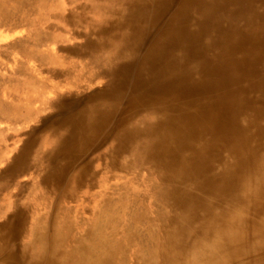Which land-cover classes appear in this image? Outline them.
Segmentation results:
<instances>
[{"label":"bare ground","instance_id":"bare-ground-1","mask_svg":"<svg viewBox=\"0 0 264 264\" xmlns=\"http://www.w3.org/2000/svg\"><path fill=\"white\" fill-rule=\"evenodd\" d=\"M64 2L0 0V264H264V0Z\"/></svg>","mask_w":264,"mask_h":264},{"label":"rangeland","instance_id":"rangeland-1","mask_svg":"<svg viewBox=\"0 0 264 264\" xmlns=\"http://www.w3.org/2000/svg\"><path fill=\"white\" fill-rule=\"evenodd\" d=\"M60 4H61L62 6H64V5H65L64 0H60ZM95 87H96V86H95Z\"/></svg>","mask_w":264,"mask_h":264}]
</instances>
